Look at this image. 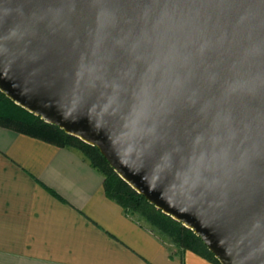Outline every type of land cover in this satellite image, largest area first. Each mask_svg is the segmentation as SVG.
I'll list each match as a JSON object with an SVG mask.
<instances>
[{"label": "water", "instance_id": "95a60500", "mask_svg": "<svg viewBox=\"0 0 264 264\" xmlns=\"http://www.w3.org/2000/svg\"><path fill=\"white\" fill-rule=\"evenodd\" d=\"M0 91L264 264V0H0Z\"/></svg>", "mask_w": 264, "mask_h": 264}, {"label": "crops", "instance_id": "0c3cea01", "mask_svg": "<svg viewBox=\"0 0 264 264\" xmlns=\"http://www.w3.org/2000/svg\"><path fill=\"white\" fill-rule=\"evenodd\" d=\"M0 264H214L172 256L78 152L0 127Z\"/></svg>", "mask_w": 264, "mask_h": 264}, {"label": "trees", "instance_id": "16d2710c", "mask_svg": "<svg viewBox=\"0 0 264 264\" xmlns=\"http://www.w3.org/2000/svg\"><path fill=\"white\" fill-rule=\"evenodd\" d=\"M0 127L42 140L58 148L78 152L103 175L107 196L118 203L128 216L146 226L163 243L168 245L172 256L179 255L182 259L183 254L191 251L214 264H221L193 230L164 214L126 183L110 166L98 148L45 122L17 105L1 91Z\"/></svg>", "mask_w": 264, "mask_h": 264}]
</instances>
